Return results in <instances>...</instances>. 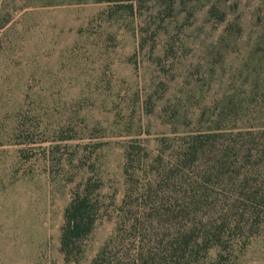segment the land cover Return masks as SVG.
Masks as SVG:
<instances>
[{
  "label": "rangeland",
  "instance_id": "374dc122",
  "mask_svg": "<svg viewBox=\"0 0 264 264\" xmlns=\"http://www.w3.org/2000/svg\"><path fill=\"white\" fill-rule=\"evenodd\" d=\"M205 134L238 146L239 171L254 168L238 195L261 184L264 0H0V264H92L121 226L106 212L68 260L76 191L91 181L113 209L129 149L136 184L154 176L150 193L179 189L175 173L203 165L186 159ZM239 197L233 213L247 217L253 205ZM230 234L234 264H264L263 226ZM219 251L195 264H216Z\"/></svg>",
  "mask_w": 264,
  "mask_h": 264
},
{
  "label": "trees",
  "instance_id": "16d2710c",
  "mask_svg": "<svg viewBox=\"0 0 264 264\" xmlns=\"http://www.w3.org/2000/svg\"><path fill=\"white\" fill-rule=\"evenodd\" d=\"M254 133L247 131V134ZM215 136H198L189 147L191 159L185 158L186 163L196 166L201 159L203 165L191 174L175 173L179 176L175 178L174 186L179 184V189H155L150 193L145 186L148 183L153 186L154 176L148 183L145 181L143 187L136 184L140 178L133 170L136 149L127 151V188L122 201L115 203L113 209L104 206L97 186L87 181L82 189L76 191L65 211L61 237L65 257L68 260L80 257L82 240L109 212L110 218L118 219L121 237L116 236L117 242L112 237L113 240L104 245L92 264H195L207 257L214 246L220 249L216 264H234L230 248L237 241L230 233L236 230L242 236L257 226L264 227V178L261 184L248 186L250 189L245 196L238 195L236 183L242 175V182L246 186L251 184L254 168L239 171L230 160L238 146L232 143L219 146L212 141ZM247 151L252 157L257 150L247 147ZM258 173L264 176V165ZM214 183H219L221 193L213 192L212 189L218 187ZM239 196L244 197V203L253 205L254 210L247 217L246 212L233 213ZM235 214L245 218L239 220ZM117 246H120L119 250L115 249Z\"/></svg>",
  "mask_w": 264,
  "mask_h": 264
}]
</instances>
